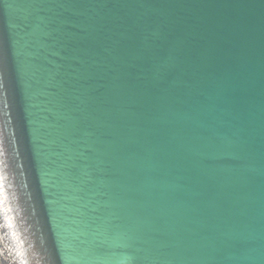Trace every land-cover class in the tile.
Wrapping results in <instances>:
<instances>
[{
	"label": "water",
	"instance_id": "obj_1",
	"mask_svg": "<svg viewBox=\"0 0 264 264\" xmlns=\"http://www.w3.org/2000/svg\"><path fill=\"white\" fill-rule=\"evenodd\" d=\"M0 264H264V0H0Z\"/></svg>",
	"mask_w": 264,
	"mask_h": 264
}]
</instances>
